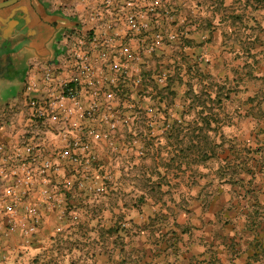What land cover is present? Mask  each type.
Listing matches in <instances>:
<instances>
[{"label":"crops","instance_id":"1","mask_svg":"<svg viewBox=\"0 0 264 264\" xmlns=\"http://www.w3.org/2000/svg\"><path fill=\"white\" fill-rule=\"evenodd\" d=\"M127 12L162 33L152 53ZM108 33L114 42L100 59L86 42ZM1 41L0 85L15 88L0 98L4 148L58 150V124L33 119L25 88L43 69L69 81L77 47L105 74L129 64L136 75L138 63L142 84L117 97L126 92L160 118L141 154L120 127L116 150L94 142L97 167L80 188L62 162L52 174L62 206L40 207L30 236L6 230L4 208L0 264H264V0H18L0 7ZM79 98L89 100L85 90ZM8 181L0 178L2 207L11 206ZM34 190L25 202L38 208Z\"/></svg>","mask_w":264,"mask_h":264},{"label":"built area","instance_id":"2","mask_svg":"<svg viewBox=\"0 0 264 264\" xmlns=\"http://www.w3.org/2000/svg\"><path fill=\"white\" fill-rule=\"evenodd\" d=\"M125 21L132 32L150 34V42L144 52L152 53L163 39L161 32L149 31L151 23L140 14L127 12ZM166 38L172 40L173 36L168 34ZM113 42V35L108 33L99 38L93 37L86 43L97 49L98 58L105 59L107 47ZM124 54L130 56L129 52L125 51ZM71 58L78 75L73 74L69 81L59 82L54 70L43 69L40 78L30 81L25 88L33 119L40 123L52 119L58 124V150L46 154L41 147L31 142L10 149L0 145V178L10 180L5 186V192L11 204L10 207L0 205V212L6 208V230L17 228L25 237L37 229L40 223V207L50 209L57 204L58 207L62 206L63 198L54 189L56 187L52 181V174L63 169L62 162L67 163L69 171L76 178V188H80L88 179L93 180L91 172L97 167L98 153L92 144L97 140H104L111 149L116 150L114 134L120 127L128 130L130 134L126 140L128 148L135 147L138 154L144 149L143 128L145 126L148 129L150 125V108L140 106L126 92H123L122 97H117L116 94L131 87L132 82L136 85L142 84L138 63L134 68L138 72L136 75L130 74L129 64H123L121 68L110 65V70L116 73L114 75L105 74L99 67L94 66L90 52L83 48L74 49ZM79 75L83 76L82 81ZM80 90H85L89 97L86 105L80 101ZM74 120L84 121V124H74ZM34 187L39 198L36 204L38 208L25 202ZM21 203L23 214L18 215L17 207ZM65 210V207L62 208L58 216H63Z\"/></svg>","mask_w":264,"mask_h":264},{"label":"rangeland","instance_id":"3","mask_svg":"<svg viewBox=\"0 0 264 264\" xmlns=\"http://www.w3.org/2000/svg\"><path fill=\"white\" fill-rule=\"evenodd\" d=\"M197 58H200V54L196 55ZM199 61V60H198ZM176 70V69H173V71ZM8 86L7 87H4L3 85H0V98H5L6 96L10 95L14 90L15 88L14 87H10L9 84H7ZM160 118V116L158 115V112L156 111H151L150 115H149V122H150V125L148 127L149 130L146 129V127L144 126L143 130L145 132V135L149 134V137H150V140H153L155 139V136H156V133H154V131H152V129L154 127H156L157 125V122H158V119ZM170 123H171V120H170ZM140 125V123H139ZM138 125V128H140V126ZM125 128H122V130H124ZM126 130V129H125ZM147 132V133H146ZM123 133V138H125V141L128 139V136L130 135L129 132H122ZM144 137L146 138L147 136ZM206 142H204L205 144ZM263 198V196H262Z\"/></svg>","mask_w":264,"mask_h":264},{"label":"water","instance_id":"4","mask_svg":"<svg viewBox=\"0 0 264 264\" xmlns=\"http://www.w3.org/2000/svg\"><path fill=\"white\" fill-rule=\"evenodd\" d=\"M17 1H18V0H6V1L0 3V7H2V6H7V5H11V4H13V3H15V2H17Z\"/></svg>","mask_w":264,"mask_h":264},{"label":"flooded vegetation","instance_id":"5","mask_svg":"<svg viewBox=\"0 0 264 264\" xmlns=\"http://www.w3.org/2000/svg\"><path fill=\"white\" fill-rule=\"evenodd\" d=\"M2 43H0L1 45L0 46H2L4 43H3V41H1Z\"/></svg>","mask_w":264,"mask_h":264}]
</instances>
